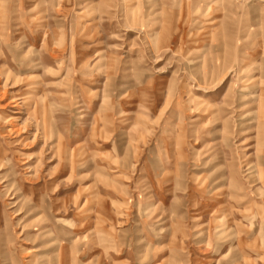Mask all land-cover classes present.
Returning <instances> with one entry per match:
<instances>
[{
	"label": "rangeland",
	"instance_id": "obj_1",
	"mask_svg": "<svg viewBox=\"0 0 264 264\" xmlns=\"http://www.w3.org/2000/svg\"><path fill=\"white\" fill-rule=\"evenodd\" d=\"M0 264H264V0H0Z\"/></svg>",
	"mask_w": 264,
	"mask_h": 264
},
{
	"label": "crops",
	"instance_id": "obj_2",
	"mask_svg": "<svg viewBox=\"0 0 264 264\" xmlns=\"http://www.w3.org/2000/svg\"><path fill=\"white\" fill-rule=\"evenodd\" d=\"M148 3H149V2H146V3H144V5H147ZM139 4H140L139 6H143V5H142V2H139ZM149 5L151 6L152 4L149 3Z\"/></svg>",
	"mask_w": 264,
	"mask_h": 264
}]
</instances>
